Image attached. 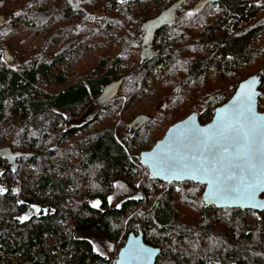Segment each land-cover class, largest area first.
Returning a JSON list of instances; mask_svg holds the SVG:
<instances>
[{
	"label": "trees",
	"instance_id": "16d2710c",
	"mask_svg": "<svg viewBox=\"0 0 264 264\" xmlns=\"http://www.w3.org/2000/svg\"><path fill=\"white\" fill-rule=\"evenodd\" d=\"M176 1L63 0L58 13L57 0L31 10V0H0V264H116L75 236L89 224L113 243L143 231L162 249L156 264H264V212L208 205L203 184L145 175L146 205L139 195L119 207L109 203L116 180L134 189L139 176L127 148L136 159L150 149L162 121L187 117L196 106L183 113L190 102L204 106L200 121L207 123L252 75L245 68L263 66L264 93V62L256 66L264 54V0L211 1L199 11L195 0H184L173 22L149 34L147 22ZM100 6L105 18H92ZM19 28L30 31L25 40ZM33 35L39 39L24 46ZM97 42L103 48L93 54ZM73 62L78 75L71 80ZM157 78L165 104L157 116L146 110L126 120L120 141L110 102L121 92L131 98L151 90ZM116 81L113 98L82 121ZM104 106L108 118H101ZM184 209L198 215L186 221Z\"/></svg>",
	"mask_w": 264,
	"mask_h": 264
},
{
	"label": "snow or ice",
	"instance_id": "6c2138e0",
	"mask_svg": "<svg viewBox=\"0 0 264 264\" xmlns=\"http://www.w3.org/2000/svg\"><path fill=\"white\" fill-rule=\"evenodd\" d=\"M255 84V78L241 84L232 105L218 111L208 128L196 127L190 120L178 135L174 131L176 146L158 149L147 158L154 172L174 179H199L207 185L210 199L242 201L251 208L264 206L256 202L257 195L264 193V116L257 115V95L264 98V93L258 94ZM3 192L0 188V195ZM98 206L99 201L93 205ZM125 255L139 261L151 253L134 243Z\"/></svg>",
	"mask_w": 264,
	"mask_h": 264
},
{
	"label": "rangeland",
	"instance_id": "374dc122",
	"mask_svg": "<svg viewBox=\"0 0 264 264\" xmlns=\"http://www.w3.org/2000/svg\"><path fill=\"white\" fill-rule=\"evenodd\" d=\"M24 1H30V0H24ZM31 1L32 2L30 3V10L34 7H40V5H42V7H43V5H45V7H46V4H45L46 0H31ZM199 1L200 0H195L194 6H196V4ZM53 3H54V0H47L48 7H50ZM57 4L60 8V9H58L57 12L61 13V8L63 6V0H57ZM190 7H192V5ZM19 8H20V6H19ZM219 13H220L219 11H216L215 15L217 16ZM57 15H56V17H57ZM90 15L92 18L103 20L106 16V9L104 6L97 7V9H94L90 12ZM24 21H26V19H23L20 22V24H22ZM18 32H19L18 34H20L19 38L22 40H25L24 36L30 34V31L28 29H26L24 31V29L19 28ZM43 32H45V31L43 30ZM41 33H42V31H41ZM47 35L48 34H46V36ZM39 36H40V34H39ZM39 36L34 37V35H33L32 38H30L28 40L26 39L28 42H25L24 46L28 45V43L32 42V40L33 41L38 40ZM49 37H50V35L46 38V40ZM94 41H95V38H94ZM122 43H123L122 38H119L118 43H117V47L120 48ZM97 44L98 45H95L91 48V51L93 52V54L98 53L99 50L103 48L102 46H100L101 43L97 42ZM263 62H264V54L261 55L256 60V66H259V63H263ZM75 67H76L75 62H73L72 64L68 65L67 68L70 72H75ZM262 68H263V66H260L256 72H255L254 68H245V70H249V71L253 72L252 75L257 73V72L263 74V72H262L263 70H261ZM77 75H78V72H75L74 73L75 77L72 76L71 80L76 79ZM240 78L241 77H238V79H240ZM149 79H150V77H148V80ZM233 79L234 78H232V80ZM212 83L215 86H222V82H219L218 80L212 81ZM228 83H229V80H227V84ZM107 85H108V87H107L106 91L103 93V95L98 99H94L93 103H91L92 106L91 107L89 106L88 109H86V112L84 113V115L82 117V121L87 120L89 117L93 116V114H95V112L97 111V109L99 107L103 106L107 101L112 99V97L114 96L116 89H117L116 83L112 82V83H109ZM158 85H159V79L157 78L151 82V86H152L151 90L136 93L131 98H129V95L127 93L121 92L116 97V99H114L112 102H110L109 107L112 106V107H114V109H112V110H115L114 111L115 117L117 118V121L115 123V133H116L117 138L120 141H122L123 137L125 136V132L121 131V129L125 127V121L126 120H129L130 118H132L135 115L137 116V114H139L141 112H147L146 110L153 112L156 116L159 114V108H160V106H163L165 104V101L158 98V92H159L158 88H157ZM234 91L227 97V100L234 94ZM262 91H263V88H262ZM263 103H264V100H263ZM105 106L102 108V110L100 112L104 111ZM192 106H195L193 111H198L199 114L204 110V106L202 104L196 103L193 105V104H190V102H189L188 109H186L183 113H187V112L191 111ZM260 110L263 111L262 108H260ZM106 113L107 112L104 111V114L102 115L101 118H103V117L108 118L105 116ZM109 113H108V115L110 117L112 115V113H110V114ZM105 121L106 120L101 122V126L104 125ZM171 125H172V119H166L165 121L161 122V124H160L161 128L159 131V137L160 138H162L164 136V134L166 133V131L168 130V128ZM93 129L94 128H92L91 130H93ZM128 132H130L129 129H128ZM127 152L129 154L131 160L133 161V163L137 166L139 176H138L137 180L135 181V188L134 189L132 187H130L129 185H127L126 183H123V182L118 181V180L115 181L114 187L112 189V193L110 196V197H112V199H111V201H109V203L112 207H119L123 201H125L129 198L138 196V195H139L140 199H142L144 201L142 203L141 207L146 205V203L148 201V196L143 191L142 184H143L144 176L145 175L150 176L149 170L147 167L143 166L140 162V153L141 152L137 153V159H136V157L135 158L133 157L134 155L132 154V152L128 148H127ZM97 201H99V206H100L101 200H99L98 198L91 199V204L94 205ZM29 208L35 209L32 206ZM35 210H37V208ZM184 211H186V214H185L186 219L185 220L189 221V222L193 221L195 216L198 215L196 210L194 211L192 209H184ZM26 215L27 214H25V216ZM127 221H126V223H127ZM128 229H126V227H125L124 231H126ZM74 234L77 238H84V239L89 240L92 243L94 250L103 256H112L113 258H117L118 251L123 246L122 243L119 244V242L122 241V238H120V240L117 243H113V242L109 241L99 232L96 224H89V225H86L84 227H77L75 229Z\"/></svg>",
	"mask_w": 264,
	"mask_h": 264
},
{
	"label": "water",
	"instance_id": "95a60500",
	"mask_svg": "<svg viewBox=\"0 0 264 264\" xmlns=\"http://www.w3.org/2000/svg\"><path fill=\"white\" fill-rule=\"evenodd\" d=\"M183 1L184 0L176 1L174 4H172L170 6L169 9L164 10L157 17L148 21L147 25H146V27H147L146 29H147L148 33L151 34L153 29H156L157 27H161L169 21L173 22L174 13L176 12L177 8L183 3ZM211 1L218 2L220 0H200L195 6V10L196 11L201 10L208 2H211ZM148 26L151 28L150 30H148ZM253 78L256 79V84L254 86L255 91L258 94L262 93L261 86L263 84V76L261 73H255V74L247 77L246 79L242 80L239 83L238 87L236 88L234 94L226 102H224L223 104H221L215 108L214 115L210 121L203 124L200 121L199 112L193 111L191 114H189L184 119L172 124L168 128V130L166 131L164 136L162 138H160L150 149L143 150L140 153V162L143 166L148 168L150 176L154 179H159V180H162V181L167 182V183L192 181L195 183L203 184V185H205V189H204L203 194H202V199H203V202L208 204V205L213 204V205L217 206L218 208H242V209H251V210H255V211L264 212V206L258 207V208H251V207L245 206L242 201H228V200L210 199L208 196L207 185L205 183H201L199 181V179H190L186 176H182L180 179H174L172 177H166L163 174H157L154 172V170L151 166L152 161L147 159L148 157H151L155 152H157L158 149L160 151H167L168 148L175 147L176 145L174 143V137H173L174 131H176V133L178 135L179 130L181 129V126L185 125L190 120H192L194 125L196 127H199V128H208L209 126L213 125L215 122V119H216V113L218 111H220L221 109H224V108L231 106L233 101L235 100L237 93L239 92L240 85L251 81ZM115 83H116V87L118 88V82L116 81ZM107 87H108V85H106L104 92L106 91ZM116 92H117V89H116ZM116 92H115V94H116ZM260 97H261L260 95H257L258 101L260 100ZM257 115L258 116H264V111L260 110L259 105L257 107ZM137 118L139 119L140 117L138 116ZM135 123H137V122H135ZM170 138H173V139H170ZM21 155L23 156L24 154L23 153L17 154V156H21ZM256 202L261 204V205H264V193H260L257 195ZM134 243L139 245V247L142 249H147L151 253L150 257H146L145 259L139 260V261H133V260L128 259V257L125 254L128 253L130 247L133 246ZM161 252H162V249L160 247L154 246V245L149 244L145 241V236H144L143 231H139L137 233L134 231H131L128 234L125 243L123 244V246L118 251V255L116 258V264H156Z\"/></svg>",
	"mask_w": 264,
	"mask_h": 264
},
{
	"label": "built area",
	"instance_id": "2783aa9c",
	"mask_svg": "<svg viewBox=\"0 0 264 264\" xmlns=\"http://www.w3.org/2000/svg\"><path fill=\"white\" fill-rule=\"evenodd\" d=\"M84 82H87V79H86V78L84 79ZM120 243H122V242L120 241L119 244H120Z\"/></svg>",
	"mask_w": 264,
	"mask_h": 264
},
{
	"label": "flooded vegetation",
	"instance_id": "af4514ba",
	"mask_svg": "<svg viewBox=\"0 0 264 264\" xmlns=\"http://www.w3.org/2000/svg\"><path fill=\"white\" fill-rule=\"evenodd\" d=\"M158 28V27H157ZM151 28L148 26V30H150Z\"/></svg>",
	"mask_w": 264,
	"mask_h": 264
}]
</instances>
